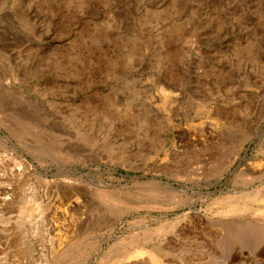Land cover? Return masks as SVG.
<instances>
[{"label": "rangeland", "instance_id": "rangeland-1", "mask_svg": "<svg viewBox=\"0 0 264 264\" xmlns=\"http://www.w3.org/2000/svg\"><path fill=\"white\" fill-rule=\"evenodd\" d=\"M0 186V264H264V0H0Z\"/></svg>", "mask_w": 264, "mask_h": 264}, {"label": "bare ground", "instance_id": "bare-ground-1", "mask_svg": "<svg viewBox=\"0 0 264 264\" xmlns=\"http://www.w3.org/2000/svg\"><path fill=\"white\" fill-rule=\"evenodd\" d=\"M9 195H10V191H9L8 187L6 188V187L0 186V206H3L4 203H6V199L8 198Z\"/></svg>", "mask_w": 264, "mask_h": 264}]
</instances>
